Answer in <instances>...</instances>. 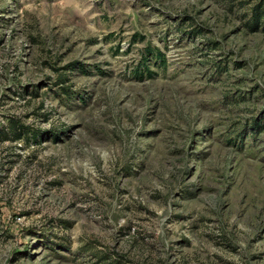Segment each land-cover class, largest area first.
Masks as SVG:
<instances>
[{
	"label": "rangeland",
	"instance_id": "1",
	"mask_svg": "<svg viewBox=\"0 0 264 264\" xmlns=\"http://www.w3.org/2000/svg\"><path fill=\"white\" fill-rule=\"evenodd\" d=\"M259 2L0 0V264H264Z\"/></svg>",
	"mask_w": 264,
	"mask_h": 264
},
{
	"label": "trees",
	"instance_id": "2",
	"mask_svg": "<svg viewBox=\"0 0 264 264\" xmlns=\"http://www.w3.org/2000/svg\"><path fill=\"white\" fill-rule=\"evenodd\" d=\"M248 27L251 30H257L259 28H262L264 30V5L263 3H257L255 7L253 8L252 12V18L250 20V24H248ZM253 126H258V123H253ZM9 129V132L3 133L0 136V141H3L4 139L11 138L12 140H16L18 138H26L30 140L36 139L37 136H39V132L34 129H29L20 123H9L7 126Z\"/></svg>",
	"mask_w": 264,
	"mask_h": 264
}]
</instances>
